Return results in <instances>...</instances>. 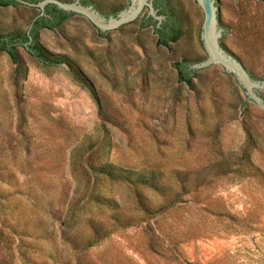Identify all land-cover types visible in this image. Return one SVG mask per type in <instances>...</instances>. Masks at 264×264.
<instances>
[{"label": "rangeland", "instance_id": "obj_1", "mask_svg": "<svg viewBox=\"0 0 264 264\" xmlns=\"http://www.w3.org/2000/svg\"><path fill=\"white\" fill-rule=\"evenodd\" d=\"M92 1L106 15L130 0ZM167 1L183 31L169 49L143 22L108 37L81 16L40 32L89 83L23 48L24 72L0 54V264H264V110L225 69L179 81L176 62L207 58L204 11ZM224 1L226 50L264 79V0ZM39 12L0 8V32ZM132 171L161 172L160 188Z\"/></svg>", "mask_w": 264, "mask_h": 264}, {"label": "water", "instance_id": "obj_2", "mask_svg": "<svg viewBox=\"0 0 264 264\" xmlns=\"http://www.w3.org/2000/svg\"><path fill=\"white\" fill-rule=\"evenodd\" d=\"M19 1L26 6L40 10V14L34 19L31 28L38 17L46 14L47 6L50 4H54L66 12L74 13L73 18L85 16L108 37L140 25L146 13L147 17H153L158 21L157 27H161L166 19L165 15H159V9L155 7L154 0H130L127 7L117 15L110 16L102 14L94 5H85L82 0L76 2L43 0L38 3ZM197 2L204 11L201 39L207 52V58L191 64V69L201 70L200 72L210 69H225L228 74H234L247 98L264 110V96L261 95L264 94V79L254 78L250 74L237 51L226 50L231 33L223 26L228 20L221 13L225 1L197 0Z\"/></svg>", "mask_w": 264, "mask_h": 264}, {"label": "trees", "instance_id": "obj_3", "mask_svg": "<svg viewBox=\"0 0 264 264\" xmlns=\"http://www.w3.org/2000/svg\"><path fill=\"white\" fill-rule=\"evenodd\" d=\"M25 1L38 3L43 0ZM82 2L85 5H94L92 0H82ZM154 5L157 9H159V15H165L166 19L163 21L161 27H157L158 21L153 17H147L146 13L143 21V27H153L155 33L158 36V45L169 49L171 48L172 44L179 42L183 36L181 20L173 15L169 8V2L167 0H154ZM19 6L26 5L22 4L19 0H0V8H17ZM95 7L98 9V6ZM122 9H117L111 14L106 15H117ZM39 14L40 12L31 20L28 29L25 31H15L7 33L0 32V54H8L13 63L20 68L19 71L24 72L27 70V66L22 62L20 55V49L23 48L29 55H31L34 59H36L46 67H56L62 64H67L70 67L72 74L77 79L89 83L88 79L82 75V72L79 70L78 65L73 60H71L67 56L55 54L48 51L39 41L40 32L43 29L54 31L57 28L61 27L68 19H70L75 14L66 12L58 8L56 5L50 4L47 6L46 14L44 16L38 17L34 22L33 27L31 28V24ZM200 61L202 60L188 61L187 59H183L182 61L176 62L175 68L178 72L179 81L187 84L190 87H194V80L198 77V72L200 70H192L190 66L191 64ZM248 142L249 146L252 145L251 135H249ZM246 158L250 160L249 157ZM99 170L101 173H105L113 178L125 179V171L119 168L118 165H115L113 163H105L99 167ZM130 175L137 177L138 182L141 184H146L148 186L156 188H160L161 186L160 180L162 174L159 171H149L147 173L132 171Z\"/></svg>", "mask_w": 264, "mask_h": 264}]
</instances>
